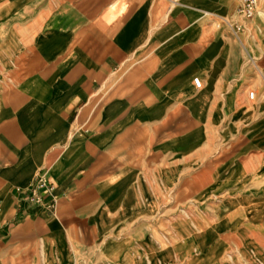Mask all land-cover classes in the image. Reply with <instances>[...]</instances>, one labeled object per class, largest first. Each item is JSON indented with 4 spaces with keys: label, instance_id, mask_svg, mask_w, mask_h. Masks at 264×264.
Masks as SVG:
<instances>
[{
    "label": "crops",
    "instance_id": "crops-1",
    "mask_svg": "<svg viewBox=\"0 0 264 264\" xmlns=\"http://www.w3.org/2000/svg\"><path fill=\"white\" fill-rule=\"evenodd\" d=\"M194 6L0 0V264H127L137 244L115 232L153 212L154 183L205 144L203 120L218 104L245 118L232 36L198 24L219 17L240 44L243 25ZM41 171L54 210L17 192Z\"/></svg>",
    "mask_w": 264,
    "mask_h": 264
},
{
    "label": "rangeland",
    "instance_id": "rangeland-1",
    "mask_svg": "<svg viewBox=\"0 0 264 264\" xmlns=\"http://www.w3.org/2000/svg\"><path fill=\"white\" fill-rule=\"evenodd\" d=\"M158 1L181 2L186 13L201 4L205 12L243 25L240 44L219 17L198 24L207 37L232 36L235 73L241 76L235 109L246 113L223 117L218 104V117L203 120L205 144L183 156L180 168L169 167L164 188L154 183L159 197L153 212L138 214L133 230L117 231L115 237L137 244L127 264H149V259L153 264H264V119L259 118L264 80L257 70L264 73V0H256L251 20L239 15L244 0ZM251 91L258 99L249 100ZM90 264L118 263L105 257Z\"/></svg>",
    "mask_w": 264,
    "mask_h": 264
},
{
    "label": "built area",
    "instance_id": "built-area-1",
    "mask_svg": "<svg viewBox=\"0 0 264 264\" xmlns=\"http://www.w3.org/2000/svg\"><path fill=\"white\" fill-rule=\"evenodd\" d=\"M256 8V0H244L239 10V15L247 20H251L255 16ZM224 21L227 24H230L229 20ZM233 28L236 32H240L242 30V26L234 25ZM193 85L197 90H201L203 87L202 79L198 76L194 77ZM255 95V91L249 92V100H254ZM55 189V184L49 178L48 173L46 171H41L28 188L24 190L17 189V192L33 206L45 207L49 210H54L57 203L56 197L54 196ZM47 198H50V202L48 204L45 203Z\"/></svg>",
    "mask_w": 264,
    "mask_h": 264
}]
</instances>
